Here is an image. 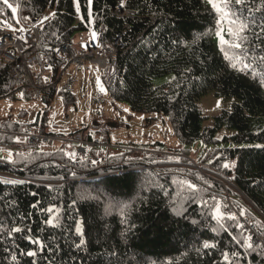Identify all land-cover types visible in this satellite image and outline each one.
<instances>
[{
    "label": "trees",
    "instance_id": "obj_1",
    "mask_svg": "<svg viewBox=\"0 0 264 264\" xmlns=\"http://www.w3.org/2000/svg\"><path fill=\"white\" fill-rule=\"evenodd\" d=\"M121 2L93 0L89 6L80 0L77 12L73 0H9L17 9L13 14L0 0V24L17 31L39 23L48 10L56 13L39 26L36 48L51 65V83L57 82L64 63L50 49L72 45L76 34L105 28L100 42L104 50L110 45L115 49L118 76L111 100L150 116L146 123L163 121L176 143L165 148L158 142L159 149L132 144L120 152L111 146L109 127L98 124L95 135L102 134L110 145L98 153L104 163L75 166L67 160L65 145L31 147L16 138L24 130L48 134L54 98H61L65 110L75 104L71 81L50 86L46 96L39 94L46 107L32 122H22L24 109L16 117L8 110L0 117V264H14L10 254L17 256L15 264H223L225 251L240 254L235 264H264V245L241 247L233 237L243 230L226 219L235 215L240 223L226 211L229 200L264 235V147L214 149L195 161L190 154L198 141L217 145L223 128L235 132L224 142L264 144V0H245L243 5L229 0L226 11L235 16L221 15L208 0H123V8ZM125 11L133 14H116ZM236 17L237 24L248 25L247 41L242 49L219 45L215 35L219 31L232 40L229 29L235 32L236 26L230 21ZM11 68L0 63V100L29 101L28 88L17 96ZM165 75L174 78L162 86L153 84ZM36 84L41 86L39 80ZM208 92L234 103L203 128L198 102ZM36 202L40 207L33 209ZM52 204L61 209L58 228L47 226L40 211ZM217 215L225 217L219 224ZM74 219L84 222L86 242L80 248ZM13 227L25 232L9 239L7 230ZM25 235L42 240L44 251L36 257L20 255L35 248ZM205 242L216 247L204 249Z\"/></svg>",
    "mask_w": 264,
    "mask_h": 264
},
{
    "label": "rangeland",
    "instance_id": "obj_2",
    "mask_svg": "<svg viewBox=\"0 0 264 264\" xmlns=\"http://www.w3.org/2000/svg\"><path fill=\"white\" fill-rule=\"evenodd\" d=\"M52 13V11L48 10L43 17L47 15L51 18ZM94 41L95 39L91 37V34L79 33L72 39V48L77 52H81L85 50L87 44ZM215 41L221 45L217 34L215 35ZM64 68L65 66L62 67L60 71ZM101 75L102 73L88 62H85L84 66L81 68H77L74 64L68 65L66 73L58 85V88L65 85L68 81H71L72 90L75 95V104L68 110H65L63 102L58 96L50 103L49 114L51 112L57 113L56 118L49 120V128L54 133L55 138H64L58 136V134L71 137V134L80 129L82 125L91 126V131L95 133V127L97 128L98 124H105V126L109 127L108 133L112 147H114L113 149L120 152L121 150L131 148L132 144H137L140 148L144 146V148L147 147L149 149L150 147H154L158 142L164 143L167 146L165 148L176 145L170 138L168 125L164 124L163 121L159 120L153 123H146L145 119L150 116L132 112L128 105L112 101L110 92L106 89L105 84L100 78ZM173 78V75L158 77L153 79V84L155 86H162L170 83ZM98 79L99 84L97 82ZM36 81L37 79L35 80V84ZM36 86L39 87L38 84H36ZM101 88L105 89V91H101ZM95 89L100 95L96 93ZM21 93L22 90L16 92L17 96H20ZM39 94L43 95L39 90L36 92V98L31 97L29 101L24 99L14 102L4 99L0 100V117H4L10 109H12L16 117L21 110L24 109L26 111V117L22 122H32L38 111L42 108L41 106H43ZM217 102H219V107H217ZM233 103V99L218 97L215 93L208 92L198 103V107L205 117L203 128L211 127L213 125V119L219 116L223 111H230ZM125 109H127V111H125ZM234 133V131L226 128L221 129L216 135L219 143L215 146H207L201 141L194 143L190 147L192 159L195 161L199 156L214 149L230 147H264V144L235 145L231 142L223 141L224 137L230 138ZM93 136L96 137L95 134ZM99 136L101 140H104L102 134ZM59 144L60 143L56 141L51 148H56ZM65 144L64 149L67 150L68 155L76 158L79 146L70 141ZM155 148L159 149L160 146H155ZM97 155L100 156V154H94V157Z\"/></svg>",
    "mask_w": 264,
    "mask_h": 264
},
{
    "label": "built area",
    "instance_id": "obj_3",
    "mask_svg": "<svg viewBox=\"0 0 264 264\" xmlns=\"http://www.w3.org/2000/svg\"><path fill=\"white\" fill-rule=\"evenodd\" d=\"M117 15L133 14L131 11L116 12ZM41 24L30 23L24 25V31H12L6 24H0V63L11 65V74L16 83V89L21 90L28 87L32 98H36V92L41 91L43 95L49 94L51 84L45 83L46 74L49 70V62L40 59L36 53L38 46V29ZM106 32L103 28L97 37L101 38ZM25 40L27 43H25ZM114 50V51H113ZM54 57L59 62L69 61L77 67H83L85 62L97 67L105 72L104 82L109 92H113L117 85V65L114 59L115 49L113 46L104 51L102 46L90 44L86 50L77 52L69 45H64L53 49ZM39 79L41 86H36L35 80ZM57 115L52 112L51 118ZM29 146L44 145L54 146L56 141H60L51 135H39L23 132L17 135ZM72 141L79 145L77 157H68L71 165H78L80 162L88 161L90 167L102 165L104 160L98 156H89V146L101 147L104 145L99 139H91L86 129L78 130ZM22 149V147H20ZM227 211L233 212L243 225V231L252 236L253 245H264V235L257 228L256 224L245 217H242L227 201Z\"/></svg>",
    "mask_w": 264,
    "mask_h": 264
},
{
    "label": "snow or ice",
    "instance_id": "obj_4",
    "mask_svg": "<svg viewBox=\"0 0 264 264\" xmlns=\"http://www.w3.org/2000/svg\"><path fill=\"white\" fill-rule=\"evenodd\" d=\"M53 2H58V0H53ZM209 4H211V6L219 13H221V15L227 16V15H232L235 16L234 13H231L230 10L228 9V5H229V0H222V3H217L216 0H208ZM245 2V0H235V3L237 5H243ZM3 3L5 5H7V7L9 9H11L12 13L15 14L17 12V9L15 7H13V5L11 3H9V0H3ZM87 3L89 6L92 5L93 0H87ZM73 4L75 7V10L77 12L80 11V0H73ZM123 0L121 2V7L123 8ZM262 8H264V5H262ZM56 15V13H52L51 16L54 17ZM26 19H28L26 17ZM50 17L49 16H44L43 19H41L39 21V24L43 25L45 21L49 20ZM237 19L238 17H236V19L231 20L230 22L236 26V31L234 32L232 29H229V35L232 37V40H225L222 33L221 32H217V37L221 43V45H228L231 48L234 49H242V45L243 42L247 41V37L244 35L245 31L248 28V25L245 24L243 21H240L237 24ZM33 23H36L35 21H33ZM21 31H24V29H21ZM260 32L261 34H264V25L261 26L260 28ZM93 39H96L97 34L95 31H93L92 33ZM25 43H27V41L25 40ZM227 55V54H226ZM261 60H264V57H260ZM233 67H235V65H233ZM245 67H247V65H245ZM98 84H99V79H98ZM101 91H105V89L101 88ZM217 107H219V102H217ZM125 111H127V109H125ZM259 147V146H258ZM211 163V161H209ZM224 167H228V165H224ZM19 183H24V181H19ZM187 183V182H186ZM188 187L192 188L194 191L196 190V185L194 184H188ZM33 196H35V193H32ZM75 203V201H73V204ZM205 204L207 203L206 201L204 202ZM12 205L10 204L9 207H11ZM31 207L33 209H36L37 207H40L39 202H36L34 204L31 205ZM40 211L45 214L47 216V219L45 220V224L49 227L52 228H58L61 226V221L63 219L62 215H61V209L56 206L55 204L49 205L46 208L41 207ZM219 211V206L217 207V212ZM241 215H243V213H241ZM217 222L218 224L220 223L221 220L225 219V217L223 216H219L217 215ZM226 219H231L234 222H236V227L239 229H243V225L240 224L237 221V218L235 217V215H229L228 217H226ZM83 220H77L74 219V231L76 233L77 236L81 237L79 239V242L76 244L77 248L82 247L85 244V239H83L84 236V231L82 228L83 225ZM193 223H195V221H193ZM221 227H224L223 224H220ZM226 230V229H225ZM0 231H4V229L0 228ZM28 233H31V228H27L26 230ZM25 232V228L24 227H13L10 230H7V236L9 239H13L15 238V235L17 233H24ZM24 238L32 245L35 246V248L33 250H27L25 252H21L20 255H27L29 257H36L38 255V252H42L44 251L46 245L44 244V242L42 240H40L39 238H34L31 235H25ZM233 240L236 241L237 244H240L241 247H245L249 250H251L254 245L252 243V236L250 234L245 235L244 232H241V235L239 237H233ZM216 245L214 243H209V242H205L203 244V248L204 249H213L215 248ZM11 255V259L12 261L16 262L17 260V256L15 254H10ZM222 259H223V264H235V261L238 260L240 258V254L237 252H222Z\"/></svg>",
    "mask_w": 264,
    "mask_h": 264
},
{
    "label": "crops",
    "instance_id": "obj_5",
    "mask_svg": "<svg viewBox=\"0 0 264 264\" xmlns=\"http://www.w3.org/2000/svg\"><path fill=\"white\" fill-rule=\"evenodd\" d=\"M100 78H101V76H100ZM95 91H96V89H95ZM96 93L100 95L99 92L96 91ZM198 103H199V102H198ZM47 131L53 133L49 127H48ZM92 133H93V132H92ZM95 133H96V131H95ZM95 133H93V134H95ZM58 136H61V137H64V138H71V137H66L65 135H59V134H58ZM67 148H68V147H67ZM68 149H69V148H68ZM70 152H71V151H70Z\"/></svg>",
    "mask_w": 264,
    "mask_h": 264
},
{
    "label": "water",
    "instance_id": "obj_6",
    "mask_svg": "<svg viewBox=\"0 0 264 264\" xmlns=\"http://www.w3.org/2000/svg\"><path fill=\"white\" fill-rule=\"evenodd\" d=\"M45 101H46V99L45 98H43V102L45 103Z\"/></svg>",
    "mask_w": 264,
    "mask_h": 264
}]
</instances>
